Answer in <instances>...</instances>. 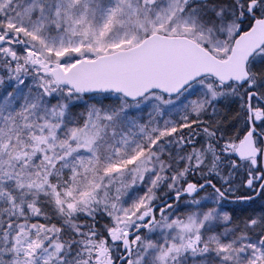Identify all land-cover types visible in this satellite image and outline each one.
<instances>
[{"label":"rangeland","instance_id":"1","mask_svg":"<svg viewBox=\"0 0 264 264\" xmlns=\"http://www.w3.org/2000/svg\"><path fill=\"white\" fill-rule=\"evenodd\" d=\"M239 4L242 13L252 14L239 0H0V35L10 33L0 46L1 170L9 173L8 161L33 133H48L51 161L66 177L64 196L75 200L67 207L81 211L90 204L110 216L106 228L131 229L161 188L162 196L174 192L205 162L213 151L208 126L238 98L237 91H220L203 80L173 99L157 94L134 104L115 94L80 99L54 87L26 61L25 51L67 69L75 60L134 46L154 32L194 38L224 55L222 43L218 48L211 43L207 25L215 20L222 27ZM251 71L252 86L264 91V54L252 61ZM190 127L178 142L175 137ZM192 134L201 138L186 149ZM233 137L225 135L228 142ZM40 162L36 158L34 166ZM263 222L264 197L239 206L206 193L133 238L137 248L126 264H264ZM10 234L7 264H90L92 247L82 242L76 259H67L55 228L22 222Z\"/></svg>","mask_w":264,"mask_h":264},{"label":"trees","instance_id":"2","mask_svg":"<svg viewBox=\"0 0 264 264\" xmlns=\"http://www.w3.org/2000/svg\"><path fill=\"white\" fill-rule=\"evenodd\" d=\"M247 1H256L257 6L264 10V0ZM7 58L8 56L4 57V59ZM37 69L44 77L48 78L44 75V71L40 70L41 68ZM24 84L27 85L28 80H25ZM70 96L73 97L71 93ZM237 96L238 98L233 101L234 106L240 109L237 124L234 122V118L232 120L223 111L217 123L214 126H208L206 141L212 143L213 151L205 157V162L202 165L189 172L186 179H182L180 185L187 181L200 183L209 179L224 192L233 189L235 192L232 196L234 197H248L256 192L263 180L260 161L238 162L233 158L231 152L224 148L226 142L223 143L227 140L225 138L227 132L234 135L230 140L233 143L247 129L246 119H244L245 112L240 103L243 93L239 92ZM189 130L191 127L190 129L186 128L182 135H177L175 139L178 142L184 141ZM191 136L194 140L193 143L185 145V148H190V150L201 138V134L196 136L192 134ZM48 141V133L36 131L21 151H15V154L8 161L9 173L2 171L0 167V264H7L9 247L6 245V240L10 238V231L14 230L18 223L25 222L57 229L59 232L58 241L69 260L76 259L80 249H83L82 242H85L86 246L92 247L88 260L90 264H92L96 245L106 237L105 228L110 224V216L104 215L99 208H94V206L90 208V204H87L86 208L81 209V211L77 208L67 207L70 205L69 203H74L75 200L71 199L72 197L69 199L64 196L68 185H66L65 176L59 174V163H52L51 161ZM257 142L260 144L261 140L258 139ZM36 158H39L41 162L34 166L33 162ZM33 170H37L35 179ZM162 190L164 189L161 188L159 191L162 192ZM206 191L211 192L210 189ZM161 192H158L157 196ZM263 197L264 185L258 199L237 202L232 205H250ZM98 211L102 213L101 216H99ZM262 230L264 234V222ZM119 252V245L112 247L111 254L113 258L115 257L114 259L119 257Z\"/></svg>","mask_w":264,"mask_h":264},{"label":"water","instance_id":"3","mask_svg":"<svg viewBox=\"0 0 264 264\" xmlns=\"http://www.w3.org/2000/svg\"><path fill=\"white\" fill-rule=\"evenodd\" d=\"M263 42L264 20H256L249 31L235 40L231 53L225 59H217L187 37L152 33L131 48L100 55L90 60L82 59L66 71L59 65L45 64L43 68L47 75L52 76L56 85L67 87L79 96L113 93L123 96L128 101H137L150 92L157 91L171 97L206 76L214 78L223 85L229 82L244 84L249 78L246 70L247 62ZM3 43L4 40L0 38V46ZM26 57L28 62L40 64L38 58L34 60L30 51L26 53ZM253 95H256L255 92L247 95L248 106ZM259 119V114H255L253 120L249 115V130L234 149V156L237 159L254 158L259 154L253 140V133L256 132L254 123ZM263 161L264 149L262 151L264 171ZM207 186L214 187L211 181L199 185L187 183L182 192L166 197L160 203L141 211L136 217V222H144L148 215L150 218L135 230L123 233L120 241L124 254L116 264L126 260L131 250L135 248L131 246L130 238L141 230L148 229L155 222L153 214L155 208L163 205L169 208L170 200L182 196H194ZM260 188L261 186L249 199L256 198ZM218 193L226 198L221 192ZM163 211L162 207L158 215L161 216ZM119 231L120 228L110 229L109 234L118 235ZM102 259H105L103 264H113L108 248L103 245L97 248L95 264Z\"/></svg>","mask_w":264,"mask_h":264},{"label":"flooded vegetation","instance_id":"4","mask_svg":"<svg viewBox=\"0 0 264 264\" xmlns=\"http://www.w3.org/2000/svg\"><path fill=\"white\" fill-rule=\"evenodd\" d=\"M239 2L241 3V5L242 4L244 5V0H239ZM241 7H240V4L236 6L235 11L232 12L233 19L231 20L228 19V21L225 20L226 24L222 25V27H220V25H216L215 20H214L215 22L212 21L211 24L207 25V27L209 26L211 28V31L213 34V37H211V43L216 48L219 47L217 45L218 43H222L225 54L231 50L234 40L238 38L241 34L246 32L250 28L252 22L258 18L257 13L255 12L254 8H252V5L248 4L247 6L248 11L251 10L252 14L250 15H248L247 13H242ZM263 54H264V45L260 50H258L254 54L252 59H256L258 56L263 55ZM255 101L256 103H255L254 110L262 112L264 116V94L262 98L259 97V100L255 99ZM158 210L159 208H156L154 210V214H156ZM109 239H111L110 240L111 242L115 241L112 236L111 237L109 236ZM119 239L120 238H117L118 242H119Z\"/></svg>","mask_w":264,"mask_h":264},{"label":"bare ground","instance_id":"5","mask_svg":"<svg viewBox=\"0 0 264 264\" xmlns=\"http://www.w3.org/2000/svg\"><path fill=\"white\" fill-rule=\"evenodd\" d=\"M224 111V114H226L229 118L231 117V119L233 120L234 118V122L237 124V120L239 119V112L240 109H237L236 106H234L233 102L228 103L227 106L223 107L222 111ZM247 118L246 114L244 116V119ZM262 135L264 136V131L262 132ZM263 182L261 181L260 184H262Z\"/></svg>","mask_w":264,"mask_h":264}]
</instances>
